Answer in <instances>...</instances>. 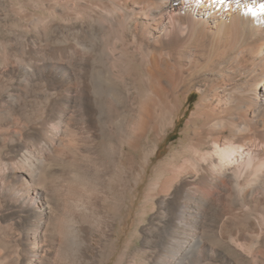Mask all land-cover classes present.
<instances>
[{
  "label": "bare ground",
  "instance_id": "6f19581e",
  "mask_svg": "<svg viewBox=\"0 0 264 264\" xmlns=\"http://www.w3.org/2000/svg\"><path fill=\"white\" fill-rule=\"evenodd\" d=\"M8 1L0 264H264V0Z\"/></svg>",
  "mask_w": 264,
  "mask_h": 264
},
{
  "label": "rangeland",
  "instance_id": "374dc122",
  "mask_svg": "<svg viewBox=\"0 0 264 264\" xmlns=\"http://www.w3.org/2000/svg\"><path fill=\"white\" fill-rule=\"evenodd\" d=\"M11 1V2H10ZM11 3V5H14V6H17L18 5V1L17 0H9L8 1V4H10ZM29 10H32V11H34V12H36V9H31V8H28ZM38 13L39 12H43V10H38L37 11ZM17 15V16H16ZM8 21H6V20H4L3 19V21L1 20V22H3V23H1L0 22V25H2V26H0V38H6V39H9V40H14L13 42H14V48H15V51L18 53V56L17 57H19V60L21 59L22 61H23V57H22V55H24V56H28V55H32L33 54V52H30V51H33V49L31 48V47H34V48H36V46H37V44H35V45H33L32 44V42H31V39H27V40H25V41H17L16 42V39L15 38H13L14 37V30L17 28V29H19V27H21V26H23V28L24 29H26L25 31H28V32H30V33H32V30H33V25L34 24H32L33 23V21L31 20V19H24V18H22L20 15H18V14H14V13H12V15L9 17V19H7ZM28 20V21H27ZM12 22V23H11ZM17 22H18V24H17ZM10 23V24H9ZM14 23V24H13ZM22 23V24H21ZM4 24V25H3ZM8 24V26H6ZM26 24H28L30 27H32V29L31 28H28L27 26L28 25H26ZM19 26V27H14V29H13V27L12 26ZM9 28V29H8ZM11 29V30H10ZM13 29V30H12ZM9 37V38H8ZM13 38V39H12ZM29 38V37H28ZM29 43H28V42ZM21 42V43H20ZM32 45V46H31ZM18 46H19V48H18ZM20 49V50H19ZM26 51V52H25ZM28 51V52H27ZM30 53V54H29ZM21 55V56H20ZM30 57H32V56H28L27 58H30ZM20 60V61H21ZM21 61V62H22ZM23 64V63H22ZM26 66H28V65H26ZM32 77L30 76V75H28V76H25V80H27V81H29L30 79H31ZM196 96H197V93H195L194 95H193V99H195L196 98ZM184 122H185V118H183L182 119V121L181 122H179L178 123V125H177V127L175 128V129H173V130H171V132H170V135L167 137V139L165 140V141H163L162 143H161V147H160V151H159V153H158V155H157V157L154 159V162L152 163V165H151V167L156 163V162H158L159 160H161V159H163L169 152H170V150H171V146H173L174 145V143H176L177 141H178V139H179V137H180V135H181V131H183V125H184ZM183 126V127H182ZM144 186H145V182H143L142 184H141V193H140V196H139V198H136V204H135V208H133L134 210H137L138 209V207H139V205H140V203H141V199H142V189L144 188ZM135 213L133 212L132 213V215H131V217L129 218V220H128V222H127V225H126V227H125V230H126V232L125 233H123V235H122V237H121V246H122V248H123V246H124V243H126V240H127V232H130L131 230H132V228H133V225H134V215ZM132 226V228H130ZM124 241V242H123ZM138 243H140V241L138 240L137 241V245H138ZM135 244V246H137ZM121 248V249H122ZM134 248V247H133ZM136 248V247H135ZM204 258V257H203ZM101 264V263H100ZM102 264H104V263H102ZM107 264H114V261H110L109 263H107ZM137 264H140L138 261H137ZM185 264H201V258H199L198 259V261H197V257H196V255L195 254H190L188 257H187V259H186V263Z\"/></svg>",
  "mask_w": 264,
  "mask_h": 264
}]
</instances>
